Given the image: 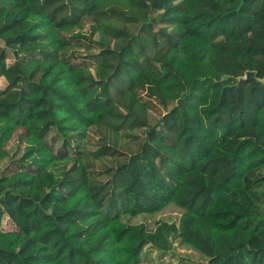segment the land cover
Listing matches in <instances>:
<instances>
[{
  "label": "trees",
  "instance_id": "trees-1",
  "mask_svg": "<svg viewBox=\"0 0 264 264\" xmlns=\"http://www.w3.org/2000/svg\"><path fill=\"white\" fill-rule=\"evenodd\" d=\"M178 249L264 264V0H0V264Z\"/></svg>",
  "mask_w": 264,
  "mask_h": 264
},
{
  "label": "rangeland",
  "instance_id": "rangeland-1",
  "mask_svg": "<svg viewBox=\"0 0 264 264\" xmlns=\"http://www.w3.org/2000/svg\"><path fill=\"white\" fill-rule=\"evenodd\" d=\"M16 143L15 139L10 143L13 144ZM178 213L173 210L167 211L164 215L163 218H168V217H173L174 215H177ZM161 216L156 217L155 219H159ZM151 222V219H149ZM173 258L166 257L165 259V264L170 263V264H181L180 262L178 263L179 259L184 260L186 262H197L198 264H203L202 260L199 259V256L196 254H192L189 250H184V249H178L176 252H173ZM152 257L147 262H144L142 264H153L152 263Z\"/></svg>",
  "mask_w": 264,
  "mask_h": 264
}]
</instances>
